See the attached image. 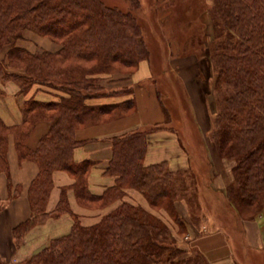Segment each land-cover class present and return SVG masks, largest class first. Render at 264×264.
I'll return each mask as SVG.
<instances>
[{
  "label": "trees",
  "instance_id": "1",
  "mask_svg": "<svg viewBox=\"0 0 264 264\" xmlns=\"http://www.w3.org/2000/svg\"><path fill=\"white\" fill-rule=\"evenodd\" d=\"M127 1L133 8L141 3ZM210 11L212 58L218 67L215 86L228 91L211 137L220 158L234 164L225 199L240 216L254 210L250 217L254 219L264 209V0H213ZM141 25L133 12L106 7L99 0H0V85L11 82L26 98L21 124L9 126L0 117V174L7 175L12 188L11 136L20 161H33L39 168L29 189L31 216L13 229V238L19 247L42 222L65 214L74 219L67 235L51 240L24 264H210L202 253L182 246L167 221L125 201L129 189L138 191L151 210L169 216L183 241L189 228L178 203L186 202L195 225L201 220L191 207L200 205L201 186L211 183V165L202 163H206L204 152L193 151L203 161L197 164L192 157L187 170L172 169L169 161L144 164L151 135L168 132L181 139L169 125L171 116L163 102L164 123L112 139L105 175L114 177L115 184L102 195L89 189L94 162L75 160V150L84 143L77 139L79 129L113 122L137 110L131 88L105 91L101 81L116 73L134 74L150 59ZM27 33L60 48L31 52L19 45ZM40 92L47 99H38ZM109 98L127 99L94 103ZM40 123L49 124V130L31 149V134ZM56 171L74 180L72 189L82 207L120 205L99 223L84 226L72 213L64 189L56 209L48 212Z\"/></svg>",
  "mask_w": 264,
  "mask_h": 264
},
{
  "label": "crops",
  "instance_id": "2",
  "mask_svg": "<svg viewBox=\"0 0 264 264\" xmlns=\"http://www.w3.org/2000/svg\"><path fill=\"white\" fill-rule=\"evenodd\" d=\"M31 35L27 33L25 40L31 38ZM49 43L45 42V50L53 52L59 50L60 47L57 44ZM19 45L31 52L37 51L35 49L32 50L24 42H20ZM143 70L145 69L142 65L140 71L129 80L119 77V79L112 80L111 85L108 87L111 91L131 88L134 91L136 99V112L110 123L77 131V139L84 143L75 150V160L77 162L85 160L94 162L95 165L89 176V189L95 195H102L108 187L115 184L114 177L105 175V169L112 158V139L138 130H145L153 125L165 122L166 117L162 104L158 101L156 90L150 86L145 87L142 85L145 82V78L141 75ZM145 77L148 79L147 75ZM34 92L36 90L32 91L31 94L33 95ZM36 94V97L40 100L47 99V96L42 92ZM129 97L131 98L132 96ZM126 99L109 98L96 100L94 103L113 104ZM25 100L26 98L23 95H19L15 84L9 82L0 85V117L7 125L13 126L23 122ZM49 127L50 125L47 123L37 125L30 137L29 146L31 149H36L39 140L48 132ZM149 139L150 144L144 164L152 165L162 161H169L168 163H170L172 169L176 165H178L179 169L184 166L185 163L183 161L188 159V157L186 158V150L174 134L160 132L151 135ZM8 160L12 188L9 186L7 175L4 173L0 174V263L24 264L33 255L47 247L51 240L67 235L71 231L74 219L70 214H65L59 218H50L30 231L23 243L18 247L13 238V229L20 223L28 220L31 216L28 198L29 189L39 173V168L33 161H20L12 136L9 140ZM230 163L232 162L213 161L214 166L212 165V169L214 168L217 172L212 177L210 185L207 186L212 195H223L224 190L232 182L233 176L231 172L234 164ZM53 180L54 188L49 199L47 211L51 213L56 209L63 190L66 189L72 213L79 217L84 226H93L99 223L103 216L120 205L117 202L113 206L104 209L84 208L79 205L72 189L74 180L66 172H54ZM125 201L139 205L153 212V214L159 215V217L162 215V219L165 222L168 220V216L163 214V211L151 210L144 197L136 190L129 189ZM178 209L184 220L188 221L189 219V222L186 224L189 228V234L186 237L189 239L188 243L191 244V248L194 247L202 253L210 264H236L222 226H218L215 230L210 231L204 227H198L199 225L195 226L193 223L191 225L186 202H179ZM260 221L255 219L252 222H245V235L252 245L264 248V222ZM182 241L180 240L181 243Z\"/></svg>",
  "mask_w": 264,
  "mask_h": 264
},
{
  "label": "rangeland",
  "instance_id": "3",
  "mask_svg": "<svg viewBox=\"0 0 264 264\" xmlns=\"http://www.w3.org/2000/svg\"><path fill=\"white\" fill-rule=\"evenodd\" d=\"M99 1L106 7L116 8L123 13L133 12L142 23L143 39L150 51V59L140 63L138 71L134 74L116 73L101 81L105 91H111L108 87L112 80L119 77L129 80L143 65L145 70L141 75L145 82L142 85L156 90L158 101L163 102L170 113L169 125L179 135L180 143L186 150L188 159L183 161L185 164L182 168L185 167L187 170L194 152L202 151L206 163L202 162V157L193 159L197 164L202 162L203 166L207 163L211 165L212 180L217 172L212 169L213 161H226L220 158L211 136L216 116L224 107L228 95L227 90H219L215 86L218 67L216 61H213L211 49L214 29L210 10L213 0H139L141 3L138 8H133L127 0ZM28 34H32L31 38L22 42L32 50L45 49V42H51L36 34ZM174 169H179L178 165ZM226 190L227 188L223 195H212L202 185L198 192L200 205L195 203L191 207L193 216L201 220L195 225L196 221L194 223L190 217L191 225L194 223L195 226L199 225L198 227L210 231L222 226L236 264H264V248L252 245L245 235L244 228L245 222H252L255 219L263 223L264 209L254 219L250 218L256 213L254 210L242 211L243 215L240 216L225 199ZM188 209L190 210L189 207ZM167 221L175 238L181 240L169 216ZM185 238L186 241L180 242L182 246L199 252L194 247L191 248L189 239Z\"/></svg>",
  "mask_w": 264,
  "mask_h": 264
}]
</instances>
